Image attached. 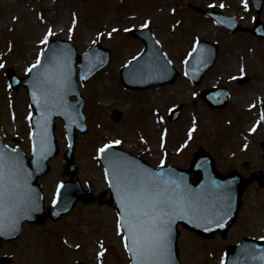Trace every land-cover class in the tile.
<instances>
[{
	"label": "rangeland",
	"instance_id": "374dc122",
	"mask_svg": "<svg viewBox=\"0 0 264 264\" xmlns=\"http://www.w3.org/2000/svg\"><path fill=\"white\" fill-rule=\"evenodd\" d=\"M188 3L236 15L245 26L253 24L254 12L240 0H0V65H3L0 67L1 136L10 143L27 147L29 125L25 120L28 110L25 90L21 87L15 91L7 89L4 70L10 67L17 75H25L27 65L33 64L36 53L43 49L44 43H40L46 36L42 32L47 25L62 28L48 36L49 39L71 38L78 52L100 41L108 45L111 54L108 68L99 70L80 86L86 101L87 130L83 135L77 134L74 160L83 186L88 181L92 182L95 194L106 189L95 154L96 147L102 142L120 139V147L137 151L155 164L160 153L157 142L161 126L167 131L163 149H166L170 163L186 166L192 153L202 146L212 153L218 169L222 171L237 169L244 175L257 169L264 171L259 149V142L264 138V125L258 120L255 131L243 129L246 123H251L252 111L264 98V41L251 38V34L249 37L244 34L227 37V29L217 27L212 20L200 16L189 8ZM260 18L264 20V4ZM145 23L152 27L178 70L182 67L186 50L195 39L206 38L220 45L218 61L204 74L198 86H191L181 75L174 83L140 93L127 91L117 84L115 75L120 64L142 47L141 42L128 35L125 29ZM69 26H72V33L67 31ZM29 42L33 44L29 46ZM234 47L242 52L238 53ZM239 66H244L250 77L248 81L239 83ZM254 81L257 89H254ZM214 85L227 86L234 97L225 109L209 111L197 93L203 87ZM253 91L255 98L250 99ZM245 98L248 102L243 101ZM250 100L255 103L250 111L239 109ZM179 104H183L179 118L173 122L166 121L169 107ZM113 108L122 111L117 122L110 118ZM154 115L159 116L160 123H154ZM245 117L248 120L243 123ZM237 128V131H231ZM56 135L63 151L66 139L59 121L56 123ZM146 145H152L151 153ZM50 164V172L39 179L46 204L55 183L65 179L61 174V153ZM74 209L56 223L24 224L22 233L15 240H0V256L10 258L6 264H73L76 260L87 264H126L127 255L114 233V210L96 203L78 204ZM263 215L264 188L251 184L243 195L242 207L228 240L260 234ZM93 239H97L99 246L95 243L90 245L94 252H89L87 247ZM110 241L115 242V246ZM217 242V239L205 242L188 230H181L178 241L181 263L216 264V246H221ZM227 242L221 241L223 245ZM76 244L79 247L74 248ZM99 249L98 256L96 252ZM61 256L63 258H59Z\"/></svg>",
	"mask_w": 264,
	"mask_h": 264
},
{
	"label": "water",
	"instance_id": "95a60500",
	"mask_svg": "<svg viewBox=\"0 0 264 264\" xmlns=\"http://www.w3.org/2000/svg\"><path fill=\"white\" fill-rule=\"evenodd\" d=\"M253 1L254 4H258L261 0ZM143 39L145 50L137 59L138 61L135 66L131 65V67H135L134 70H131L129 66L122 68V82L127 87L144 89L151 85H158L173 80L175 77L174 72H171L167 76L159 75L158 70L166 66V61L150 35H148V38ZM215 51L216 49L214 48L205 51L202 44L198 45L190 56L187 69H197L198 77H200L201 74L211 65ZM89 55L90 53H86L84 56L80 57L78 61V65L81 68L79 71L82 79H84L87 74L82 71V61H85ZM102 61L103 59L99 64L95 65L91 71L98 68L102 64ZM74 62L75 56L73 50L68 44L60 41H53L45 51L40 64L31 71L30 76L15 81L16 83H21L27 87L31 104L35 108V113L33 115V124L35 126L34 147L31 166L29 167L26 158L22 155L20 150L16 149L13 152L0 144V151H3L6 155L15 157L18 162V167L22 169L21 186L17 191L16 198L18 202L23 201L22 203H19V208L16 211L15 216L12 217V219L4 220V227L0 228V236L2 237L12 238L16 236L19 232L21 221L24 219L30 222H35L42 221L44 216H46V213L42 209V199L38 186L35 185V179L46 172L47 166L44 162L50 156H53L56 151L52 139L54 117L60 116L65 121L71 139L74 138L73 131L75 128L79 130L83 129L82 117L80 114L81 100L80 98L77 101H71L69 99L71 95L77 96L78 93L74 81ZM141 69H143L144 72H139L136 80L130 78L131 71L138 72L137 70ZM188 75L192 80H195L192 75L189 73ZM38 77H43L51 82L47 104L43 102L41 91L36 86V80ZM62 78L65 79L66 82L61 84L60 81ZM110 152L111 154L109 156L105 158L104 156L102 157V163L106 168L111 182L112 197L108 203L118 209L120 219H122L121 196L117 177L120 176L123 169L129 166L132 168L136 167V169L141 171L144 170L139 164L135 165V160L131 159L125 153L116 149H111ZM105 154L106 153H104V155ZM201 156L202 155H196L193 160L192 170L195 172L198 171V167L195 164L199 163V158ZM66 159L70 164L71 157L66 155ZM201 168L203 171L200 175H197V181L195 184H190L187 176L173 170L162 169L154 171L147 169L146 171L153 175L162 173L165 178L171 177L178 181L181 188L190 198V207H185L177 211L172 217L170 235L168 238L170 264H178L176 261V250L174 246L175 238L177 236L175 229L176 224L181 222L207 236L217 230L224 233L227 224L230 222L227 217L229 212L232 211V202L234 200L237 205L238 197L243 188V183H233L232 179L234 178L230 179L229 177L219 176L214 171L211 163L207 168ZM188 173L189 171H187L186 174L188 175ZM87 196L88 192L82 191L79 188L77 181L70 180L62 186L60 197L49 208L47 214L57 217L59 213L69 209L75 200L82 199L83 201H89ZM210 199H213V201ZM8 212L9 208L7 205L0 207V214L6 216ZM122 228L127 236V228ZM127 241L130 245L131 241ZM130 253L133 258L132 264H136V259L132 251H130ZM232 253L233 251L230 252V254Z\"/></svg>",
	"mask_w": 264,
	"mask_h": 264
},
{
	"label": "snow or ice",
	"instance_id": "6c2138e0",
	"mask_svg": "<svg viewBox=\"0 0 264 264\" xmlns=\"http://www.w3.org/2000/svg\"><path fill=\"white\" fill-rule=\"evenodd\" d=\"M50 35L51 29L42 43H47ZM39 64L40 58L37 57L36 64L28 71L31 72ZM64 82L66 80L62 78L60 83ZM50 84L51 82L43 77L36 80V86L41 91V98L45 104L48 102ZM114 143L119 144L120 141ZM110 147L111 144H105L99 152L103 153ZM21 177L22 169L18 167L17 159L0 151V207L7 205L9 208L6 216L0 214V228L4 227L5 219H12L15 216L19 203L23 202H18L16 198L21 186ZM117 182L122 214V219L117 221V228H127L128 235L125 239L131 241V244L126 243L125 247L132 251L136 264H170L168 244L170 224L177 211L190 207L189 195L181 188L180 183L171 177L165 178L162 173L153 175L130 166L121 171ZM259 259L264 260V257Z\"/></svg>",
	"mask_w": 264,
	"mask_h": 264
},
{
	"label": "bare ground",
	"instance_id": "6f19581e",
	"mask_svg": "<svg viewBox=\"0 0 264 264\" xmlns=\"http://www.w3.org/2000/svg\"><path fill=\"white\" fill-rule=\"evenodd\" d=\"M29 44H30L29 46H31L33 44V42L32 43L29 42Z\"/></svg>",
	"mask_w": 264,
	"mask_h": 264
}]
</instances>
